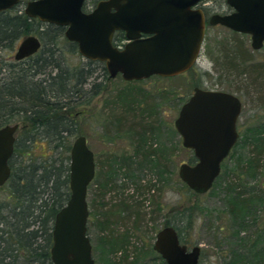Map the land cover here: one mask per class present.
<instances>
[{
    "label": "rangeland",
    "instance_id": "374dc122",
    "mask_svg": "<svg viewBox=\"0 0 264 264\" xmlns=\"http://www.w3.org/2000/svg\"><path fill=\"white\" fill-rule=\"evenodd\" d=\"M26 1L28 0H22L17 8L24 10ZM97 1L86 0V10H92ZM199 6L208 16L228 12L230 9L226 0H204ZM35 35L39 36L37 33ZM21 40L13 48L0 45V70L3 75L9 69L19 67L15 64L18 61L14 54ZM62 41L58 47L61 48L59 51L64 64L72 70L85 68L93 71L89 81L101 82L104 87L89 102H86L88 97L84 96L83 103H77L72 118L76 121L79 132L77 135H66L65 142L71 141L73 144L78 135H85L95 153L96 162L99 163L97 170L101 169V164L107 157L134 155L137 147L140 148L144 133L149 149L164 147L170 152L161 157L169 170L165 183L160 182L158 175L147 167L136 172L142 178L139 190L136 189L134 180H129L123 174L118 177L113 189L111 186H100L99 174L90 183L88 234L93 249L96 248V252L93 250L95 260L98 259L100 264H110L109 259L117 260L120 264H163L151 254H145L150 246H154L157 232L165 226L167 220L186 227L183 233L188 246L201 245L199 264H229L234 257V250L237 251L235 254L241 253V256L251 259L256 254L262 257L264 160L261 161L258 172H255L247 163L253 147H243L242 142L225 159L221 175L213 187L200 197L189 195L181 190L176 178L179 177L181 163H190L193 153L182 149V139L175 128V119L181 106L193 94L194 88L200 87L234 92L242 99L243 110L239 123L243 124V134L248 128L263 123L264 46L258 50L253 49L250 36L236 33L222 25L207 23L199 59L189 71L171 79L149 78L140 82H128L120 75L113 79L106 77L104 63H90L71 44ZM3 75H0V79ZM84 88L89 89L90 85L86 84ZM126 97L131 100L126 102ZM22 126L23 123L19 122V131ZM39 143L43 147L47 146L45 139H41ZM42 152L46 151L41 147L33 149V154L39 159ZM150 184L156 186L151 193L145 191ZM234 195L241 202L237 203ZM5 196L6 192L0 190V201L5 200ZM253 196H259L260 200L255 198V201H247ZM124 197H134L140 202L134 201L132 213L121 211L119 204ZM234 213L245 215L246 227L238 233H234L238 230L235 228L237 223L233 226ZM106 215L110 219L108 226L102 225ZM188 215H195L192 226L189 225ZM113 231L117 235L127 232L130 240L115 255L103 252L105 249L100 238L101 234L110 235ZM137 253L142 255L136 262L134 260ZM258 263L264 264V259L258 260Z\"/></svg>",
    "mask_w": 264,
    "mask_h": 264
},
{
    "label": "water",
    "instance_id": "95a60500",
    "mask_svg": "<svg viewBox=\"0 0 264 264\" xmlns=\"http://www.w3.org/2000/svg\"><path fill=\"white\" fill-rule=\"evenodd\" d=\"M86 0H28L24 13L48 24L65 27V37L78 45L86 59L105 64L111 79L141 81L152 76L175 77L198 61L206 33L204 0H99L85 11ZM231 13H215L210 24L247 34L253 49L264 46V0H226ZM20 0H0V12ZM124 31L120 47L113 38ZM148 34L142 37L141 34ZM42 40L24 37L14 54L17 61L35 55ZM242 110L238 96L227 91L195 87L175 119L182 145L193 151L196 162L179 166L180 179L194 192L207 193L222 171V163L238 141L237 120ZM19 124L0 127V187L10 179ZM71 195L58 211L53 227L51 259L54 264H96L88 234V189L96 176L95 153L85 135L73 141L69 162ZM154 249L166 264H199L201 245L181 242L173 225L156 235Z\"/></svg>",
    "mask_w": 264,
    "mask_h": 264
},
{
    "label": "trees",
    "instance_id": "16d2710c",
    "mask_svg": "<svg viewBox=\"0 0 264 264\" xmlns=\"http://www.w3.org/2000/svg\"><path fill=\"white\" fill-rule=\"evenodd\" d=\"M21 4L22 0L14 8L0 12V45L13 48L17 41L37 33L40 38L42 37L43 46L35 55L16 62L18 68L9 69L5 75L0 70V75H3L0 79V127L12 122L23 123L22 129L17 130L14 153L9 160L12 169L10 179L0 187V190L6 192L5 200L0 201V264H54L51 259L54 221L56 214L68 202L71 195L69 153L72 144L71 141L65 142V137L77 135L79 132L76 121L72 118L77 103H83L84 96L88 97L86 102H89L104 87L101 82L89 81L93 71L85 68L72 70L64 64L59 51L61 48L58 47L61 40L78 50L77 43L65 37V27L29 17L24 10L17 8ZM84 9L86 10V7ZM125 40L126 37L121 32L116 33L113 38L115 45H124ZM89 62L100 61L89 60ZM103 70L108 77L109 73L105 65ZM41 75L44 77H40ZM171 78L173 77H150L157 80ZM86 84L90 85L89 89L84 88ZM124 100L128 102L131 99L126 97ZM143 135L140 148L137 147L134 155L107 157L99 170H97L99 163L96 162L95 177L97 174L101 175L100 186L115 188L118 177L123 174L129 180H134L136 189L139 190L142 178L137 176L136 172L145 167L154 171L160 182L165 183L166 179L168 180L169 170L161 161V157L170 152L164 147L149 149L146 134ZM41 139L47 142L46 147L39 143ZM242 142L243 147H253L252 153L247 157V163L258 172L257 169L264 160V122L248 128L243 134V141L239 139L237 142V147L241 146ZM52 143H55L54 147H51ZM39 147L46 151L42 152L41 159L33 154V149ZM182 149L193 153L185 147ZM196 160L193 153L190 163ZM224 163L225 160L222 168ZM176 181L185 193L201 196L191 190L179 177ZM155 187L154 184H150L145 191L151 193ZM234 198L237 203L241 202L236 195ZM255 198L260 200L259 196H253L247 201H255ZM134 201L140 204L134 197H124L119 204L121 211L132 213L135 207ZM194 216L188 215L190 226ZM232 220L233 226L234 223L239 226H235L238 230L234 233L246 227L245 215H232ZM109 222L110 219L106 215L102 225L108 226ZM168 225H173L178 230L181 242L188 245L183 233L186 227L170 220L165 222V226ZM100 238L101 245L105 249L103 252L106 254L115 255L120 248L126 247L130 242L127 232L117 235L113 231L110 235L101 234ZM93 250L96 252L95 247ZM236 252L234 250V257L229 264H260L258 260L264 259V254L262 257L256 254L251 259L241 256V253L235 254ZM147 254L166 264L154 247L150 246V250L145 255ZM140 255L142 254L137 253L134 261L137 262ZM109 260L110 264H120L117 260ZM95 261L96 264H100L98 259Z\"/></svg>",
    "mask_w": 264,
    "mask_h": 264
},
{
    "label": "flooded vegetation",
    "instance_id": "af4514ba",
    "mask_svg": "<svg viewBox=\"0 0 264 264\" xmlns=\"http://www.w3.org/2000/svg\"><path fill=\"white\" fill-rule=\"evenodd\" d=\"M98 2V1H97ZM86 3V2H85ZM97 4V3H96ZM96 4H95V6H96ZM94 6V7H95ZM201 6H202V4H201ZM84 7H85V5H84ZM230 7V6H229ZM85 11H91V10H85ZM203 11H204V13H205V16H206V25H207V23H210V17L213 15V14H215V13H213V14H211L210 16H208L207 15V13H206V11L203 9ZM233 11V9L230 7V9H229V11L228 12H223V13H219V14H228V13H231ZM220 25V24H219ZM119 32H121V33H123L124 34V36L126 37V34H125V32L124 31H117L116 33H119ZM115 33V34H116ZM114 34V35H115ZM241 34H243V33H241ZM141 36L142 37H147L148 36V34H145V33H142L141 34ZM127 41V39L124 41V43ZM123 43V44H124ZM211 90H215V91H226V90H222V89H211ZM227 92H230V91H227ZM231 93H233V94H235L236 96H238L236 93H234V92H231ZM239 97V96H238ZM239 99L241 100V102H242V110H243V101H242V99L239 97ZM242 110H241V113H240V116H239V118L241 117V114H242ZM239 118H238V120H237V131H238V133H239V138H238V141H239V139H242L243 138V124H240L239 123ZM16 133H17V131H16ZM15 136H16V134H15ZM237 141V142H238ZM236 145H237V143L235 144V146L233 147V149L236 147ZM233 149L231 150V152H230V154L232 153V151H233ZM229 154V155H230ZM224 162V161H223ZM223 164V163H222ZM222 172V171H221ZM216 182V181H215ZM215 184V183H214Z\"/></svg>",
    "mask_w": 264,
    "mask_h": 264
}]
</instances>
